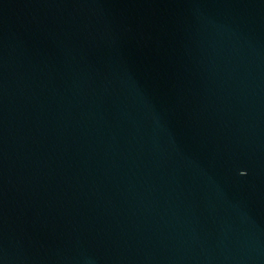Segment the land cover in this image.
Here are the masks:
<instances>
[{
	"label": "water",
	"instance_id": "obj_1",
	"mask_svg": "<svg viewBox=\"0 0 264 264\" xmlns=\"http://www.w3.org/2000/svg\"><path fill=\"white\" fill-rule=\"evenodd\" d=\"M0 264H264V0H0Z\"/></svg>",
	"mask_w": 264,
	"mask_h": 264
}]
</instances>
